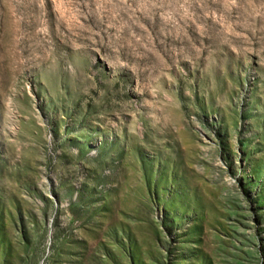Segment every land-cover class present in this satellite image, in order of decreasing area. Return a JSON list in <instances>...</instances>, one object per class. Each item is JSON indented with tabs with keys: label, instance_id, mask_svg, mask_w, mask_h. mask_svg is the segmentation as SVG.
Listing matches in <instances>:
<instances>
[{
	"label": "rangeland",
	"instance_id": "374dc122",
	"mask_svg": "<svg viewBox=\"0 0 264 264\" xmlns=\"http://www.w3.org/2000/svg\"><path fill=\"white\" fill-rule=\"evenodd\" d=\"M0 264H264V0H0Z\"/></svg>",
	"mask_w": 264,
	"mask_h": 264
}]
</instances>
